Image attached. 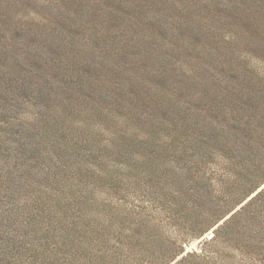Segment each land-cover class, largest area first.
Here are the masks:
<instances>
[{"label": "rangeland", "instance_id": "rangeland-1", "mask_svg": "<svg viewBox=\"0 0 264 264\" xmlns=\"http://www.w3.org/2000/svg\"><path fill=\"white\" fill-rule=\"evenodd\" d=\"M261 110L264 0H0V264H161L264 179Z\"/></svg>", "mask_w": 264, "mask_h": 264}, {"label": "trees", "instance_id": "trees-1", "mask_svg": "<svg viewBox=\"0 0 264 264\" xmlns=\"http://www.w3.org/2000/svg\"><path fill=\"white\" fill-rule=\"evenodd\" d=\"M251 118L256 120L258 131L264 135V110L260 111L258 118L254 115ZM249 127L246 136L252 133L250 123ZM224 147L233 152L247 151L244 147H239L240 150L234 146ZM263 185L264 179L248 189L231 208L213 210L214 218L209 225L194 228L191 234H184L178 242L172 241L165 247L161 264H264ZM210 229L213 235L199 244V252H185L184 245ZM212 244L217 248L207 250L205 246Z\"/></svg>", "mask_w": 264, "mask_h": 264}, {"label": "water", "instance_id": "water-1", "mask_svg": "<svg viewBox=\"0 0 264 264\" xmlns=\"http://www.w3.org/2000/svg\"><path fill=\"white\" fill-rule=\"evenodd\" d=\"M264 187V185L261 187V188H263ZM243 205V204H242ZM242 205H240L239 207H241ZM238 209V208H237Z\"/></svg>", "mask_w": 264, "mask_h": 264}, {"label": "bare ground", "instance_id": "bare-ground-1", "mask_svg": "<svg viewBox=\"0 0 264 264\" xmlns=\"http://www.w3.org/2000/svg\"><path fill=\"white\" fill-rule=\"evenodd\" d=\"M209 235H210V234H209ZM209 235H208V236H209Z\"/></svg>", "mask_w": 264, "mask_h": 264}]
</instances>
